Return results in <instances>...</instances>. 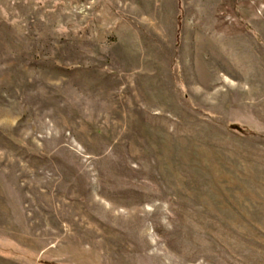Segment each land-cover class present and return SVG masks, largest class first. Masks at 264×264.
I'll return each instance as SVG.
<instances>
[{"label":"rangeland","instance_id":"1","mask_svg":"<svg viewBox=\"0 0 264 264\" xmlns=\"http://www.w3.org/2000/svg\"><path fill=\"white\" fill-rule=\"evenodd\" d=\"M0 264H264V0H0Z\"/></svg>","mask_w":264,"mask_h":264}]
</instances>
